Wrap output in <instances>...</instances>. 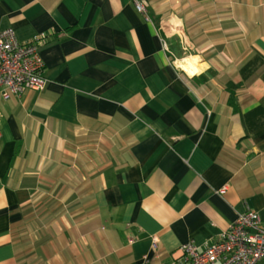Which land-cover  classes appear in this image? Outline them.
Returning <instances> with one entry per match:
<instances>
[{"label":"crops","instance_id":"crops-1","mask_svg":"<svg viewBox=\"0 0 264 264\" xmlns=\"http://www.w3.org/2000/svg\"><path fill=\"white\" fill-rule=\"evenodd\" d=\"M138 1L0 0L47 80L0 94V264H172L264 225V0Z\"/></svg>","mask_w":264,"mask_h":264},{"label":"built area","instance_id":"built-area-1","mask_svg":"<svg viewBox=\"0 0 264 264\" xmlns=\"http://www.w3.org/2000/svg\"><path fill=\"white\" fill-rule=\"evenodd\" d=\"M133 2L138 12L145 13L138 0ZM43 39L40 36L23 43L16 39L12 29L0 31V94L3 100L45 88L47 80L38 54ZM180 252V257L172 264H264V225L258 214L248 210L216 243L199 250L189 242ZM138 264H149V260L144 257Z\"/></svg>","mask_w":264,"mask_h":264},{"label":"bare ground","instance_id":"bare-ground-1","mask_svg":"<svg viewBox=\"0 0 264 264\" xmlns=\"http://www.w3.org/2000/svg\"><path fill=\"white\" fill-rule=\"evenodd\" d=\"M182 64H183L185 67H189V66H191L192 62H191L190 60H184V61L182 62Z\"/></svg>","mask_w":264,"mask_h":264},{"label":"rangeland","instance_id":"rangeland-1","mask_svg":"<svg viewBox=\"0 0 264 264\" xmlns=\"http://www.w3.org/2000/svg\"><path fill=\"white\" fill-rule=\"evenodd\" d=\"M192 62V60H190Z\"/></svg>","mask_w":264,"mask_h":264}]
</instances>
